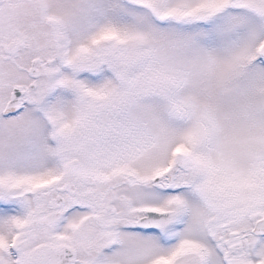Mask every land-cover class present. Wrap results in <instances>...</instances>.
I'll return each instance as SVG.
<instances>
[{
  "label": "snow or ice",
  "instance_id": "6c2138e0",
  "mask_svg": "<svg viewBox=\"0 0 264 264\" xmlns=\"http://www.w3.org/2000/svg\"><path fill=\"white\" fill-rule=\"evenodd\" d=\"M0 264H264V0H0Z\"/></svg>",
  "mask_w": 264,
  "mask_h": 264
}]
</instances>
